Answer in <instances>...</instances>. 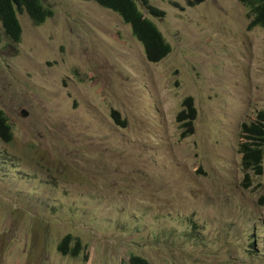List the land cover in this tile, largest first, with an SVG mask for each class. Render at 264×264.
<instances>
[{"label":"rangeland","instance_id":"374dc122","mask_svg":"<svg viewBox=\"0 0 264 264\" xmlns=\"http://www.w3.org/2000/svg\"><path fill=\"white\" fill-rule=\"evenodd\" d=\"M134 1L170 47L157 63L91 0L18 12L19 42L0 23V264H264V161L245 179L237 150L264 31L238 0Z\"/></svg>","mask_w":264,"mask_h":264},{"label":"trees","instance_id":"16d2710c","mask_svg":"<svg viewBox=\"0 0 264 264\" xmlns=\"http://www.w3.org/2000/svg\"><path fill=\"white\" fill-rule=\"evenodd\" d=\"M98 5L111 9L117 13L127 24L131 26L134 36L142 43L149 62L161 61L169 52L170 47L165 43L156 26L149 19L143 17L134 0H91ZM248 8L247 17L249 28L260 27L264 31V0H238ZM150 15L159 16L160 13L153 7H148ZM27 13L35 24H42L49 18L50 12L44 7L42 0H0V23L5 35L13 42H19L21 27L17 14ZM182 111L177 115L179 122H185V127H191V121L196 116L193 99H186L182 104ZM117 115L116 112H114ZM240 142L238 153L241 155V167L248 178L249 172L255 175L262 174L264 161V111H260L256 119L251 123H242L239 131ZM0 139L10 142L11 129L5 115L0 110ZM254 239V238H252ZM72 237L67 235L58 245V250L67 253L68 242ZM80 248L79 240L72 251L77 254ZM131 264H151L147 260L131 256Z\"/></svg>","mask_w":264,"mask_h":264}]
</instances>
